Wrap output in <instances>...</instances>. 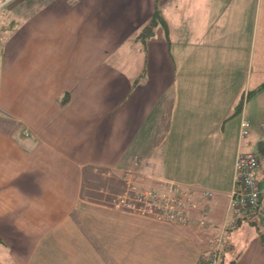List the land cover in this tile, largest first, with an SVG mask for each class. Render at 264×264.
<instances>
[{
	"label": "crops",
	"instance_id": "crops-1",
	"mask_svg": "<svg viewBox=\"0 0 264 264\" xmlns=\"http://www.w3.org/2000/svg\"><path fill=\"white\" fill-rule=\"evenodd\" d=\"M46 1L0 9V264H196L230 218L234 156L252 145L250 134L239 138L247 119L242 111L225 169L210 147L171 155L168 143L149 153L150 116L164 94V121L179 108L183 126L204 66L215 63L210 76L228 77L220 70L231 72V26L250 19L246 0ZM258 17L264 25L262 6ZM178 26L189 36L171 32ZM219 50L220 62H208ZM261 78L255 72L254 82ZM170 123L163 140L177 135ZM123 174L136 188L166 178L210 195L194 192L185 224L156 222L112 205ZM95 177L107 192L93 191ZM223 234L220 263L264 264L263 230L238 223Z\"/></svg>",
	"mask_w": 264,
	"mask_h": 264
},
{
	"label": "rangeland",
	"instance_id": "rangeland-1",
	"mask_svg": "<svg viewBox=\"0 0 264 264\" xmlns=\"http://www.w3.org/2000/svg\"><path fill=\"white\" fill-rule=\"evenodd\" d=\"M36 1L37 6L44 5L47 2L46 0ZM33 4H36V2H33ZM259 6H262V17L264 19V0H246V7L248 10L250 8L251 12L250 19H247L242 26H231V72L227 67H223L220 70V73H222V70L226 73V77H229V75H231V77H221L220 81V77H212L213 75L210 76L208 72L214 73L215 63L208 67L204 66V75L198 82V86L200 87V93L198 94L199 99L196 101V96L194 97L193 94L188 93V97L192 99V102L188 98L187 105L192 106L194 109L189 108L193 110V112H186L187 115H185L183 126H180L182 120L179 119V108L173 119L168 120V122L164 121L162 107L164 94L162 95L158 105L153 109L150 116L156 128L154 131L152 130L151 145L153 147H151L149 153H161L163 147L166 150L168 143H170V147L167 154L171 155L183 154L185 151H192L198 146H202L201 151L210 147L218 150L220 153L218 165L228 169L227 167H231L232 155L234 156L237 147L238 128L240 119L242 118V111H244L245 118L250 122V136L247 141H251L252 145L249 147V152L262 157L261 154L264 153V148L261 146L263 144L261 141L264 140V25L261 26V23L257 24V20L259 19ZM153 18L159 21L158 23L162 22V14L160 12L155 13ZM174 31L178 36H183V32L186 33V36H189L188 28L181 30L178 26L175 30L171 29L172 33ZM169 43L175 52L180 50L178 38H170L168 44ZM186 46L187 45L184 44V47ZM191 49L192 52L189 53L188 56H192L193 58L198 57L196 50L194 51L193 48ZM219 52L220 50L217 51L215 58H208V62L214 61L219 63V57H222L221 52ZM182 59V63H184L186 60V51L184 55H182ZM174 62L176 68H178V62L176 60ZM185 63L189 66L191 65L189 59L186 60ZM255 72L258 76H262L260 82H257V80L254 82ZM184 80L186 85H191V82H188V76L184 78ZM171 84V89L174 92L176 84H179L180 87L181 83L179 77L175 76ZM169 93L170 88L167 89L166 95L169 96ZM245 96H248L246 97L247 99H245ZM171 121L174 125L172 138L175 137L176 131L177 135L174 140H163L164 134L166 135L169 131ZM175 125H178V127L176 128ZM158 147L162 149H156ZM221 172L222 175L225 174L226 177V171H224V174L223 171ZM123 175V178H125L122 180L120 191L117 192V190L109 189V191H113L114 195L116 192L117 195L122 193L126 182H130L133 185L132 180L127 177L128 174ZM165 180L171 179H160L161 185L158 187L148 184L137 189L143 190L144 188L150 187L160 188L163 186ZM174 181L176 182V180ZM101 182L102 180H99L98 177L91 179L93 191L98 190L102 193L107 192L108 188H106V186L98 188L99 185H102ZM178 184L183 186L180 183ZM109 186L110 180L108 182V187ZM192 188H198V186ZM128 194L129 197L136 196V194L132 192ZM209 247L207 250H209Z\"/></svg>",
	"mask_w": 264,
	"mask_h": 264
},
{
	"label": "built area",
	"instance_id": "built-area-1",
	"mask_svg": "<svg viewBox=\"0 0 264 264\" xmlns=\"http://www.w3.org/2000/svg\"><path fill=\"white\" fill-rule=\"evenodd\" d=\"M10 0H0L2 9ZM249 122L242 119L239 138L249 134ZM202 191L204 196L210 195L208 190L180 186L174 180H165L160 188L137 189L130 182L116 196L114 207L121 211L163 223L185 224L187 209L192 204L193 193ZM129 192L135 197H129ZM227 219L221 232L210 241V248L203 252L196 264H219V252L224 231L232 227L237 219L256 217L259 225L264 228V159L251 152H237L233 166L231 188L228 192Z\"/></svg>",
	"mask_w": 264,
	"mask_h": 264
},
{
	"label": "trees",
	"instance_id": "trees-1",
	"mask_svg": "<svg viewBox=\"0 0 264 264\" xmlns=\"http://www.w3.org/2000/svg\"><path fill=\"white\" fill-rule=\"evenodd\" d=\"M154 19V18H153ZM152 22H153V20H152ZM152 22H151V24H149L147 27H149V29L150 30H148V29H144L143 30V32H146L147 31V33H146V37H148L149 35H150V33L152 32V30H151V27H152V25H154V24H152ZM145 36L144 35H141V38H144ZM261 158L262 159H264V153L263 154H261ZM194 194V193H193ZM193 198V197H192ZM112 205L114 206V199H113V201H112ZM192 205H193V200H192V204H191V206L189 207V208H191L192 207ZM188 208V209H189ZM188 209H187V211H188ZM188 216V215H187ZM144 218V217H143ZM232 218V216H231V214H230V218L229 219H231ZM148 219V218H147ZM150 220H152V219H150ZM153 221H155V220H153ZM156 222H158V221H156ZM238 223H247V224H251L252 226H255V227H257V228H259V229H261V230H263L264 231V228H262L260 225H259V220L256 218V217H253V218H249V219H246V220H243V219H237L235 222H234V225L231 227V228H235L236 226H237V224ZM171 224V223H170ZM173 225L174 224H177V223H172ZM181 225V224H180ZM263 238H264V235H262L261 236V240H262V242H263V244H264V240H263ZM219 264H222V263H220V262H218Z\"/></svg>",
	"mask_w": 264,
	"mask_h": 264
}]
</instances>
